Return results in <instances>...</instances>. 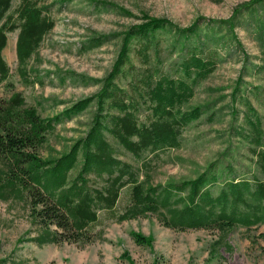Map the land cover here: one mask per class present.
I'll return each mask as SVG.
<instances>
[{
    "label": "trees",
    "instance_id": "trees-1",
    "mask_svg": "<svg viewBox=\"0 0 264 264\" xmlns=\"http://www.w3.org/2000/svg\"><path fill=\"white\" fill-rule=\"evenodd\" d=\"M11 1L0 0V84L9 75L2 56L7 33L18 29L17 71L27 83V62L54 26L47 6L39 7L35 0H20L11 13ZM261 1L244 2L233 9L230 17L208 19L205 24L225 23L237 39L233 32L235 17L242 7L249 8ZM200 25V18L182 27L166 17L143 14L141 22L121 33V45L110 70L102 79L93 80L101 82L100 89L51 118L42 117L36 107L27 105L19 91L0 96V200H25L31 219L40 230L31 238L37 245L85 244L102 238V229H95L100 212L109 214L116 222L153 215L161 225L175 230L204 228L222 233L236 227L249 229L264 221L263 118L248 96L241 94L242 77L232 92L234 100L238 96L242 116L238 124L231 126V135L245 144L246 159L255 167L251 176L224 179L214 194L210 187L219 182V177L217 163L213 161L193 179L150 182L155 158L164 150L179 148L184 127L211 109L209 104L183 108L192 98L195 86L215 67L213 51L205 52L204 41L200 40ZM166 28L174 33V60L162 55L156 36ZM111 37L95 33L82 42L79 50L97 48ZM236 43L242 47L239 41ZM131 52L139 65L131 61ZM242 54L246 60L247 54ZM166 62L168 66L176 64V75L164 72ZM68 76L86 83L74 71L58 73L62 83ZM118 78H124L125 84H119ZM91 104L95 108L86 134L60 156L41 158L38 150L55 125ZM236 111L233 107L232 113ZM213 113L209 112V120ZM120 150L129 153L139 165L121 159ZM79 158V169L70 178ZM225 167L228 172L233 171L231 163ZM125 187L129 189V199L117 211ZM132 236L140 244L152 241L150 236L140 233L134 232Z\"/></svg>",
    "mask_w": 264,
    "mask_h": 264
},
{
    "label": "rangeland",
    "instance_id": "rangeland-1",
    "mask_svg": "<svg viewBox=\"0 0 264 264\" xmlns=\"http://www.w3.org/2000/svg\"><path fill=\"white\" fill-rule=\"evenodd\" d=\"M19 1H11L9 12L15 10ZM35 1L39 7H48L47 14L54 20V26L27 62L30 80L27 83L17 71L18 29L7 33L2 56L9 75L0 84V96L8 97L12 91H19L27 105L36 107L42 117L51 118L100 89L101 82L93 80L102 79L110 70L121 45V33L141 22L143 14L166 17L182 27L200 18V40L204 41L205 52L213 51L215 67L195 86L192 98L183 108L209 104L213 119H208L209 111L184 127L179 148L164 150L153 161L150 182L164 184L193 179L215 161L219 182L210 187L215 194L224 179L249 178L255 171L253 163L246 159L245 144L231 135V126L238 124L242 116L238 96L234 100L232 92L242 77L241 94L248 96L261 114L264 126V0L241 8L234 19L233 32L237 39L227 24L205 22L226 19L235 7L249 0H97L111 5L96 0ZM95 33L112 37L97 48L80 51L82 42ZM156 36L162 55L176 59L177 52L172 53L174 33L166 28ZM242 51L247 54L246 60ZM130 58L139 65L132 52ZM173 65L166 62L164 72L176 75V64ZM70 71L80 74L86 83L69 76L60 82L58 73ZM117 82L124 85L125 79L118 78ZM233 107L237 110L235 114ZM94 108L91 104L81 113L57 123L39 148V156L51 159L68 151L88 131ZM119 154L121 159L139 165L129 153L120 150ZM80 163L79 158L70 178L77 173ZM227 163H231L232 172L227 171ZM128 199L129 189L125 187L116 210L123 209ZM95 229H102V238L85 244L63 242L39 246L31 240L40 230L33 223L25 200H0V264H264L261 236L264 221L249 229L236 227L222 233L204 228L175 230L161 225L153 215L116 222L109 214L100 212ZM134 232L150 236L151 243L136 242ZM224 242L230 247H225Z\"/></svg>",
    "mask_w": 264,
    "mask_h": 264
}]
</instances>
